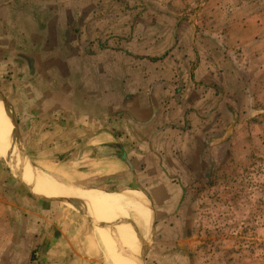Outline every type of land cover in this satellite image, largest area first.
<instances>
[{
    "label": "rangeland",
    "instance_id": "374dc122",
    "mask_svg": "<svg viewBox=\"0 0 264 264\" xmlns=\"http://www.w3.org/2000/svg\"><path fill=\"white\" fill-rule=\"evenodd\" d=\"M84 1L83 25L71 26L98 34L75 36L81 45L177 63L195 124L211 129H196L200 143L213 138L210 154L197 144L198 159H165L155 205L130 176L103 178L102 149L17 116L28 70L0 50V129L13 153L79 196L137 200L147 236L135 264H264V0ZM77 194L67 203L35 193L0 159V264H104L98 235L107 232L73 206Z\"/></svg>",
    "mask_w": 264,
    "mask_h": 264
},
{
    "label": "crops",
    "instance_id": "0c3cea01",
    "mask_svg": "<svg viewBox=\"0 0 264 264\" xmlns=\"http://www.w3.org/2000/svg\"><path fill=\"white\" fill-rule=\"evenodd\" d=\"M85 3L0 0V50L19 54L30 81L25 93H15L16 100L25 101L16 115L69 133L75 146L83 138L85 147L102 149L107 153L103 159H109L103 178L128 175L157 205L162 203L165 174L159 172L165 159H198L197 144L206 159L213 138L200 143L196 129L202 136H210L211 129L195 124L190 85H180L175 61L132 58L116 55L108 46L96 51L92 44L81 45L75 36L98 34L97 27L87 32L85 27L84 32L71 26L73 21L83 25Z\"/></svg>",
    "mask_w": 264,
    "mask_h": 264
},
{
    "label": "bare ground",
    "instance_id": "6f19581e",
    "mask_svg": "<svg viewBox=\"0 0 264 264\" xmlns=\"http://www.w3.org/2000/svg\"><path fill=\"white\" fill-rule=\"evenodd\" d=\"M17 156L0 129V159L26 187L38 194L67 195L69 198L75 193H78L76 196L83 193L72 188V191L68 190L60 177L38 170ZM70 201L71 198L67 203ZM75 205L92 220L98 231L104 226L107 232L98 235L101 249L98 250L103 253L104 264H135L139 261L136 258L145 249L147 220L141 213L137 200L124 196L116 198L81 195Z\"/></svg>",
    "mask_w": 264,
    "mask_h": 264
},
{
    "label": "water",
    "instance_id": "95a60500",
    "mask_svg": "<svg viewBox=\"0 0 264 264\" xmlns=\"http://www.w3.org/2000/svg\"><path fill=\"white\" fill-rule=\"evenodd\" d=\"M77 210H79V211H81L82 212V210L77 206V205H73Z\"/></svg>",
    "mask_w": 264,
    "mask_h": 264
},
{
    "label": "trees",
    "instance_id": "16d2710c",
    "mask_svg": "<svg viewBox=\"0 0 264 264\" xmlns=\"http://www.w3.org/2000/svg\"><path fill=\"white\" fill-rule=\"evenodd\" d=\"M220 142H221V141H220ZM220 142H219V143H220Z\"/></svg>",
    "mask_w": 264,
    "mask_h": 264
}]
</instances>
